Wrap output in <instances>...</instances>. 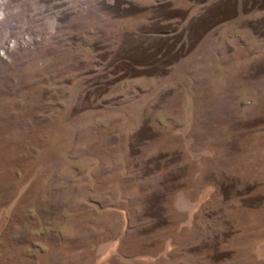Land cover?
Wrapping results in <instances>:
<instances>
[{"label":"rangeland","instance_id":"374dc122","mask_svg":"<svg viewBox=\"0 0 264 264\" xmlns=\"http://www.w3.org/2000/svg\"><path fill=\"white\" fill-rule=\"evenodd\" d=\"M0 264H264V0H0Z\"/></svg>","mask_w":264,"mask_h":264}]
</instances>
